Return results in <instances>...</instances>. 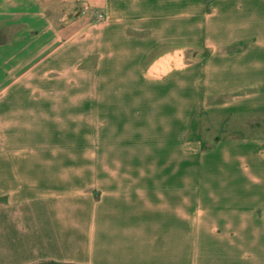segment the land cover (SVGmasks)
<instances>
[{
    "label": "crops",
    "instance_id": "crops-1",
    "mask_svg": "<svg viewBox=\"0 0 264 264\" xmlns=\"http://www.w3.org/2000/svg\"><path fill=\"white\" fill-rule=\"evenodd\" d=\"M0 29V264H264V138L188 136L264 111V0H0Z\"/></svg>",
    "mask_w": 264,
    "mask_h": 264
},
{
    "label": "rangeland",
    "instance_id": "rangeland-1",
    "mask_svg": "<svg viewBox=\"0 0 264 264\" xmlns=\"http://www.w3.org/2000/svg\"><path fill=\"white\" fill-rule=\"evenodd\" d=\"M84 7L86 9L88 8L87 5H85L81 8V11H84ZM98 14L100 13H95V17L92 21L94 23V26H99L105 21V19L103 21L98 20L96 18ZM18 30L19 28H13L12 29L13 35L9 37L13 38V40L15 39L20 40L22 37L16 34L17 32H20ZM9 37H6L4 31L0 29V43H3L5 40H8ZM203 54L204 53H202V55ZM13 62L15 64L17 60L14 59ZM36 81H37L36 79H33V81L28 84L29 89L37 90ZM53 86H55L56 88L60 86L61 90H66L61 84L59 85L55 84ZM231 137H236V138L263 137L264 138V113L251 112L247 114L224 116L218 118L209 117L208 115L198 113L194 119V122L189 132V138L199 140L201 143V147L206 148V149L202 148V150L210 149L216 143L215 141L219 139H225ZM41 264H51V263H41Z\"/></svg>",
    "mask_w": 264,
    "mask_h": 264
},
{
    "label": "trees",
    "instance_id": "trees-1",
    "mask_svg": "<svg viewBox=\"0 0 264 264\" xmlns=\"http://www.w3.org/2000/svg\"><path fill=\"white\" fill-rule=\"evenodd\" d=\"M247 113H251V112H246V113H239V114H236V115H240V114H247ZM252 113H264V111H261V112H252ZM228 116H234V115H228ZM191 129V128H190ZM190 132V131H189ZM189 136V135H188ZM237 138H242V137H237ZM190 139H192V138H190ZM197 140V139H196ZM220 140V139H219ZM219 140H217V141H219ZM199 141V140H198ZM217 141H215V142H217ZM210 147V146H209ZM209 147H207V148H209ZM203 149H206L205 147H202Z\"/></svg>",
    "mask_w": 264,
    "mask_h": 264
},
{
    "label": "built area",
    "instance_id": "built-area-1",
    "mask_svg": "<svg viewBox=\"0 0 264 264\" xmlns=\"http://www.w3.org/2000/svg\"><path fill=\"white\" fill-rule=\"evenodd\" d=\"M96 18L98 19V20H100V21H103L105 18L103 17V15H101V14H98L97 16H96Z\"/></svg>",
    "mask_w": 264,
    "mask_h": 264
}]
</instances>
